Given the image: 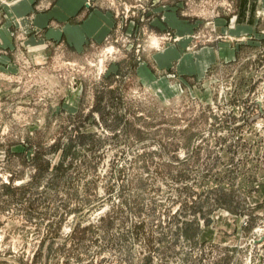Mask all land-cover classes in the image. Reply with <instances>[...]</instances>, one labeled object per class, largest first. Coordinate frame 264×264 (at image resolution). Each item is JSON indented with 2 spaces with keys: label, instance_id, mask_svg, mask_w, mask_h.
Returning <instances> with one entry per match:
<instances>
[{
  "label": "rangeland",
  "instance_id": "374dc122",
  "mask_svg": "<svg viewBox=\"0 0 264 264\" xmlns=\"http://www.w3.org/2000/svg\"><path fill=\"white\" fill-rule=\"evenodd\" d=\"M247 1L84 0L111 21L79 49L12 24L0 264H264V5ZM206 49L201 72L177 67Z\"/></svg>",
  "mask_w": 264,
  "mask_h": 264
},
{
  "label": "crops",
  "instance_id": "0c3cea01",
  "mask_svg": "<svg viewBox=\"0 0 264 264\" xmlns=\"http://www.w3.org/2000/svg\"><path fill=\"white\" fill-rule=\"evenodd\" d=\"M245 10L250 9V3L243 0ZM264 5V0H256L254 8ZM3 15L1 16L0 25V46L12 47V36L10 27L16 23L24 39V43L34 44L45 41H56L65 43L73 48H80L87 38L99 40L107 31L110 25V16L105 12L97 9L91 11L84 8V0H15L11 4H2ZM2 7V8H1ZM168 19L175 25L178 32L188 31L190 24H184L173 16L168 15ZM255 18L251 24L240 23L233 27L232 32H248L253 30ZM230 31V30H229ZM211 55V50H203L202 53ZM36 57L44 55L43 50H37ZM33 53V54H34ZM173 48H169L158 56V62L169 63L170 55H174ZM204 58L194 59L192 61L188 57L181 56L177 63V67L182 70H196L201 72L203 66L207 62L206 55ZM0 60L7 63L9 57L1 55ZM206 60V61H205ZM10 69L15 67L8 64Z\"/></svg>",
  "mask_w": 264,
  "mask_h": 264
}]
</instances>
